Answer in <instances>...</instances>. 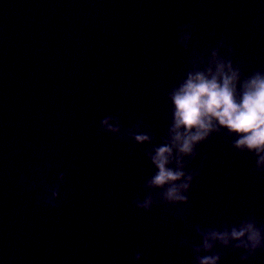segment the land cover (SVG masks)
I'll list each match as a JSON object with an SVG mask.
<instances>
[{
    "label": "water",
    "instance_id": "1",
    "mask_svg": "<svg viewBox=\"0 0 264 264\" xmlns=\"http://www.w3.org/2000/svg\"><path fill=\"white\" fill-rule=\"evenodd\" d=\"M193 21V45L226 37L246 74L264 69V0H0V264H194L178 242L199 243L195 225H264V180L226 135L198 146L205 164L180 222L132 206L151 146L99 132L114 115L166 134V93L187 60L178 28ZM61 172L53 209L44 197ZM216 251L220 264H264V251L247 262Z\"/></svg>",
    "mask_w": 264,
    "mask_h": 264
},
{
    "label": "clouds",
    "instance_id": "2",
    "mask_svg": "<svg viewBox=\"0 0 264 264\" xmlns=\"http://www.w3.org/2000/svg\"><path fill=\"white\" fill-rule=\"evenodd\" d=\"M194 30V21L178 28L176 46L187 56L186 67L166 93L170 118L159 142L146 130L142 119L129 128H124L114 115L103 117L99 123L102 134L151 146L144 156L154 171L144 180L132 206L145 213L161 206L180 222L188 220L190 191L205 164L198 146L214 134L226 135L231 138L233 150L249 154L254 160L253 173L264 180V69L246 74L234 59V49L226 37L213 47L193 45ZM197 159L199 168H190ZM51 168L46 164L40 171ZM65 175L59 174L57 184L44 197L50 208L59 207ZM194 231L199 243L188 239L178 242L191 249L194 264H220L222 253L216 251L218 246L239 251L241 262L264 251V225L254 215L219 227L195 225ZM141 259L140 252L132 256L133 261Z\"/></svg>",
    "mask_w": 264,
    "mask_h": 264
}]
</instances>
